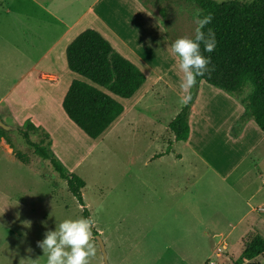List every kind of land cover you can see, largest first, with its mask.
<instances>
[{
	"label": "rangeland",
	"instance_id": "1",
	"mask_svg": "<svg viewBox=\"0 0 264 264\" xmlns=\"http://www.w3.org/2000/svg\"><path fill=\"white\" fill-rule=\"evenodd\" d=\"M69 1L56 4L67 6ZM91 1H77V9L87 10ZM147 1L127 0L134 6L129 14L118 8L114 23L120 36L102 33L147 81L132 98L113 95L124 105V114L92 139L61 105L71 82L86 79L66 62L57 64L62 86L46 90L50 109L39 105L45 91L30 85L31 60L38 53L31 48L35 38L29 26L48 22L35 14L31 0H0V120L14 127L0 128V264H44L38 241L61 220L83 217V206L66 181L19 133L29 130L30 122L39 127L30 130L31 139L43 142L86 181L85 205L108 264H227L241 256L250 236L264 238V132L252 117H242V100L251 88L228 93L196 80L182 89L184 73L171 45L178 37L194 35L200 8L185 0ZM19 12L24 23L15 20ZM120 15L127 18L124 29ZM92 16L88 11L85 20ZM142 24L146 41L139 48L135 29ZM190 93V135L175 141L169 123ZM55 113L48 129L35 123ZM169 146L170 153L161 155ZM91 242L95 255L89 264H105L94 234ZM253 261L264 264V254Z\"/></svg>",
	"mask_w": 264,
	"mask_h": 264
},
{
	"label": "trees",
	"instance_id": "2",
	"mask_svg": "<svg viewBox=\"0 0 264 264\" xmlns=\"http://www.w3.org/2000/svg\"><path fill=\"white\" fill-rule=\"evenodd\" d=\"M147 5V0H140ZM161 1V0H157ZM200 8L201 16L211 14V22L203 29L216 35L217 44L211 56L210 71L196 80H202L228 93L241 94L247 87L250 93L243 98L242 117H252L264 132V0H185ZM165 17L164 9L162 10ZM203 51V45H201ZM68 68L86 80L74 79L62 101V108L69 120L88 137L98 139L124 114L125 107L114 96L132 98L146 81L145 73L131 60L117 52L112 44L95 29L82 31L67 47ZM102 89H106L109 93ZM193 103L190 93L180 112L170 121L169 129L175 141L187 140L190 135L189 112ZM30 129H19L26 144L39 157L49 160L69 192L83 206V217L89 218L83 189L86 181L70 172L52 154L43 142L31 139ZM170 146L162 154H168ZM16 157L28 162L20 152ZM91 218V217H90ZM92 234H98L93 227ZM264 254V238L250 236L243 243L242 254L227 264H256L253 260Z\"/></svg>",
	"mask_w": 264,
	"mask_h": 264
},
{
	"label": "crops",
	"instance_id": "3",
	"mask_svg": "<svg viewBox=\"0 0 264 264\" xmlns=\"http://www.w3.org/2000/svg\"><path fill=\"white\" fill-rule=\"evenodd\" d=\"M57 1L58 0H31L32 7L37 9L35 14L38 15V17L42 16L44 22H48L45 26H29L33 39L35 38V41H32L31 48L33 52L38 53L31 60L34 66L32 67V73L29 75L30 78H32L30 79V85L31 87H41L42 90L45 91L42 98H40L39 105L47 109L51 108L52 100L50 99L51 94L46 90L50 87L60 88L62 86V74L61 71L57 69L56 65L61 64L62 62H66L67 64L66 50L68 45L82 31L89 29L91 27L89 25H95L96 28L91 29H95L102 36L103 34H114L120 36V32L116 30L114 23V19L116 17L119 18L120 12L118 11V8L122 11L127 10L129 14V10L133 6L128 4L127 0H92L88 5L87 10H79L77 9V1L79 0H70L67 6L62 7L57 6ZM88 11H91L93 16L89 18L90 20H85V16ZM7 12H10V10ZM42 12H44V15H42ZM30 17L32 18V12L30 13ZM121 18L123 20H119L124 22V29L127 25V22H125L127 18L124 16ZM15 20L19 23H24V13L19 12L15 17ZM82 25H86L87 28H81ZM143 27L144 25L142 24L138 25L137 29H135V32H139L136 34L138 36L136 39L138 43H140L139 48H142L143 43L146 41L142 35ZM24 37L26 40V35ZM131 39H135V37L132 36ZM17 40L20 41L19 37H17ZM123 42L125 46H131L128 41L123 40ZM135 51L139 53L137 49ZM27 54L31 55V51L27 50ZM65 70H63V72H66ZM44 116H40L39 119L35 120V123H40L48 129L51 121L56 118L57 114H48Z\"/></svg>",
	"mask_w": 264,
	"mask_h": 264
},
{
	"label": "clouds",
	"instance_id": "4",
	"mask_svg": "<svg viewBox=\"0 0 264 264\" xmlns=\"http://www.w3.org/2000/svg\"><path fill=\"white\" fill-rule=\"evenodd\" d=\"M211 19V14L201 16L200 10H197L194 35L178 37L171 45L172 53L179 57V68L184 73L180 85L182 89L191 88L196 84L197 77L210 71L211 56L204 53L213 52L217 40L212 29L207 32L203 29ZM93 226L94 221L90 217L61 220L55 230L47 231L44 238L38 241L44 253L42 257H46L44 264H89V258L95 255L91 242Z\"/></svg>",
	"mask_w": 264,
	"mask_h": 264
},
{
	"label": "water",
	"instance_id": "5",
	"mask_svg": "<svg viewBox=\"0 0 264 264\" xmlns=\"http://www.w3.org/2000/svg\"><path fill=\"white\" fill-rule=\"evenodd\" d=\"M0 128H2L4 130H11L14 127H12L10 125H7L3 121L0 120ZM95 239H96V241L98 242V244L100 246V249H101L103 257H104L105 264H108V262H107V254H106V251H105V245H104V242H103L102 238L100 237L99 234H96L95 235ZM216 239H218V237Z\"/></svg>",
	"mask_w": 264,
	"mask_h": 264
}]
</instances>
